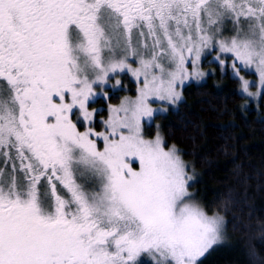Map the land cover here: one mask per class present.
Listing matches in <instances>:
<instances>
[{
	"label": "snow or ice",
	"instance_id": "6c2138e0",
	"mask_svg": "<svg viewBox=\"0 0 264 264\" xmlns=\"http://www.w3.org/2000/svg\"><path fill=\"white\" fill-rule=\"evenodd\" d=\"M202 60L264 95V0H0V264H204L225 215L150 131Z\"/></svg>",
	"mask_w": 264,
	"mask_h": 264
},
{
	"label": "trees",
	"instance_id": "16d2710c",
	"mask_svg": "<svg viewBox=\"0 0 264 264\" xmlns=\"http://www.w3.org/2000/svg\"><path fill=\"white\" fill-rule=\"evenodd\" d=\"M212 70L214 74L201 83L186 86L177 108L157 115L150 131L154 134L155 125H160L168 143L181 149L183 158L194 166L190 170L199 177L194 187L200 204L225 215L231 244L212 249L204 264H260L264 260V95L259 110L246 109L239 81L221 74L216 63Z\"/></svg>",
	"mask_w": 264,
	"mask_h": 264
},
{
	"label": "rangeland",
	"instance_id": "374dc122",
	"mask_svg": "<svg viewBox=\"0 0 264 264\" xmlns=\"http://www.w3.org/2000/svg\"><path fill=\"white\" fill-rule=\"evenodd\" d=\"M227 34V33H226ZM208 60H212V56H208V58H207ZM205 62V61H204ZM207 63V62H206ZM213 63H215V62H213ZM213 63H207V69L205 70L204 69V71H206V72H209V74L210 73H212V71H210V70H212V68H213ZM242 75H244L247 79H249V80H256L257 79V77L255 76V75H252V74H249V73H247V72H242L241 73ZM120 79H121V81H122V85H121V87L123 88V89H125V90H123V91H120L119 92V94H118V96H113V95H111V93H109V102H111L112 104H118L119 103V100H120V98H122V97H124V96H134L135 95V88H136V84H135V81L133 80V78L130 76V75H121L120 76ZM205 79V78H204ZM203 79V80H204ZM203 80H201V81H195V80H193V81H191L190 83H201ZM113 83H114V81H113ZM132 90V91H131ZM251 91H253V92H255V91H257V89L255 88V87H253V88H251ZM243 97H244V100H243V106L246 108V109H256V110H259L260 109V103H261V96H259V97H248L247 95H245V94H243V93H240ZM120 96V97H119ZM111 97H113L112 99H111ZM118 97H119V100H118ZM118 100V102L117 101H115V102H113L112 100ZM117 102V103H116ZM180 103V102H179ZM179 103L176 105V106H168V105H164V107H166L168 110L166 111V112H164V113H162V114H158V115H165V114H167L168 112H170L171 110H173V109H176L177 108V106L179 105ZM95 107H107V102H105L104 100H101L100 101V103L99 104H96V105H94ZM154 107H156L157 105H153ZM106 113V112H105ZM106 116H107V113L104 115V113H101L100 114V116H98L97 117V119L99 120V119H101V118H106ZM154 123H155V121H154ZM153 123V124H154ZM98 130H102V125H99L98 126ZM155 128H154V133H155ZM161 130V129H160ZM190 174L193 176V181L192 182H190L191 184H192V187L190 188V191L191 192H193V193H195V196H196V190H195V183H196V181L199 179V177H198V175L193 171V170H190ZM196 199H197V196H196ZM197 201H198V199H197ZM199 202V201H198ZM200 203V202H199ZM225 244H231V242H230V240H229V237H228V235H227V232L225 231V240H224V242L223 243H221V245H225ZM220 245V244H219ZM219 245H217V246H219ZM217 246H215V247H217ZM214 247V248H215ZM213 248V249H214ZM211 251V250H210ZM208 254H206V256H207ZM205 258V257H204ZM203 258V259H204ZM144 259L147 261V260H149V258L148 257H144Z\"/></svg>",
	"mask_w": 264,
	"mask_h": 264
},
{
	"label": "flooded vegetation",
	"instance_id": "af4514ba",
	"mask_svg": "<svg viewBox=\"0 0 264 264\" xmlns=\"http://www.w3.org/2000/svg\"><path fill=\"white\" fill-rule=\"evenodd\" d=\"M206 65H207V63L204 62V60H202V68L205 69V70L207 69V68H206Z\"/></svg>",
	"mask_w": 264,
	"mask_h": 264
},
{
	"label": "bare ground",
	"instance_id": "6f19581e",
	"mask_svg": "<svg viewBox=\"0 0 264 264\" xmlns=\"http://www.w3.org/2000/svg\"><path fill=\"white\" fill-rule=\"evenodd\" d=\"M132 91V90H131Z\"/></svg>",
	"mask_w": 264,
	"mask_h": 264
}]
</instances>
